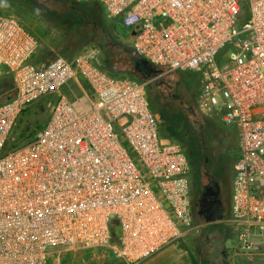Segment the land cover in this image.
Returning a JSON list of instances; mask_svg holds the SVG:
<instances>
[{
    "label": "built area",
    "instance_id": "1",
    "mask_svg": "<svg viewBox=\"0 0 264 264\" xmlns=\"http://www.w3.org/2000/svg\"><path fill=\"white\" fill-rule=\"evenodd\" d=\"M78 1L100 4L130 34L134 57L158 73L113 77L93 49L39 60L26 25L0 15V85L11 80L0 91L9 96L0 101V264H61V250L80 249L138 264L185 236L189 160L161 136L146 95L169 73H200L199 112L236 128L229 216L264 231V0ZM78 77L94 96L86 111L59 94ZM56 94L33 139L9 146L25 108ZM248 236L238 234L244 249Z\"/></svg>",
    "mask_w": 264,
    "mask_h": 264
},
{
    "label": "rangeland",
    "instance_id": "2",
    "mask_svg": "<svg viewBox=\"0 0 264 264\" xmlns=\"http://www.w3.org/2000/svg\"><path fill=\"white\" fill-rule=\"evenodd\" d=\"M66 1L0 0V15L13 16L26 25L38 42L36 58L75 56L93 49L97 53L100 68L109 75L136 82L142 79L141 75L133 72L135 63L132 60L134 55L131 52L130 34L115 21L106 19L104 10L98 15L97 24H94L89 13L92 4L78 0ZM0 70L4 71L3 68ZM200 77L198 72L158 76L147 85L146 95L161 136L179 144L187 154L190 166V202L191 193L204 179L203 170H206L207 164L214 159L220 161L221 179L226 180L221 195L226 214L234 178V164L239 154L237 130L233 126L224 127L219 117H207L199 112L197 97ZM59 94L69 100L78 111H86L94 101L89 85L79 77L67 82ZM56 99L57 94L25 108L16 120L8 145L20 146L31 141L49 118ZM204 146L208 153L203 152ZM207 226L192 211L191 229L180 240L199 255L219 262V235L216 231L208 232ZM231 240L236 241L234 237ZM55 259L61 264H107L112 257L108 249H80L61 250Z\"/></svg>",
    "mask_w": 264,
    "mask_h": 264
},
{
    "label": "crops",
    "instance_id": "3",
    "mask_svg": "<svg viewBox=\"0 0 264 264\" xmlns=\"http://www.w3.org/2000/svg\"><path fill=\"white\" fill-rule=\"evenodd\" d=\"M229 212L230 200L227 203L225 219L207 226L208 232L216 231L219 235L221 261L213 262L208 256L199 255L191 246L179 240L138 264H264V231H260L255 226L246 227L232 222ZM247 229L249 247L244 249L238 241V234ZM231 237L236 241L233 242ZM107 264L125 263L112 258Z\"/></svg>",
    "mask_w": 264,
    "mask_h": 264
},
{
    "label": "flooded vegetation",
    "instance_id": "4",
    "mask_svg": "<svg viewBox=\"0 0 264 264\" xmlns=\"http://www.w3.org/2000/svg\"><path fill=\"white\" fill-rule=\"evenodd\" d=\"M206 170H203L204 179L199 182L197 188L191 193V214H196L198 218L203 219L208 213L207 206L212 203L216 197L222 200L221 195L225 189L226 180L221 179V164L218 159L207 164ZM206 165V166H207ZM190 178V173H189ZM229 184V183H228Z\"/></svg>",
    "mask_w": 264,
    "mask_h": 264
},
{
    "label": "water",
    "instance_id": "5",
    "mask_svg": "<svg viewBox=\"0 0 264 264\" xmlns=\"http://www.w3.org/2000/svg\"><path fill=\"white\" fill-rule=\"evenodd\" d=\"M133 72L137 75H141L143 79H148L158 73L156 69L151 67L145 60L141 59L135 62ZM206 212L208 215L203 218V221L207 224L220 222L226 217L223 202L218 197L207 206Z\"/></svg>",
    "mask_w": 264,
    "mask_h": 264
},
{
    "label": "trees",
    "instance_id": "6",
    "mask_svg": "<svg viewBox=\"0 0 264 264\" xmlns=\"http://www.w3.org/2000/svg\"><path fill=\"white\" fill-rule=\"evenodd\" d=\"M1 1H6V0H1ZM53 1L63 2V3L67 2L66 0H53ZM87 4H89V3H87ZM90 4H92V8L89 11L90 16L94 20V24L95 23L97 24V17H98V15L101 12H103V7H101L98 3H90ZM61 56H63V55H61ZM63 57L66 58V59H71L72 57H74V55L73 56H63ZM37 59H39V58H37ZM50 59H52V58H41L40 57L39 60H50ZM132 60L135 63L138 59L135 58V57H133ZM141 80L142 79H140L138 82H140ZM9 88H11V80H10L9 76H5L1 80L0 91L1 90H8ZM7 97H9V96H7ZM7 97H2L0 99V101H5L7 99ZM203 150H204L203 152L208 153V151L206 150V147L205 146L203 147ZM209 154H211V152ZM111 234H112V241H114L115 240V237H116V234H117V230L115 228H112Z\"/></svg>",
    "mask_w": 264,
    "mask_h": 264
}]
</instances>
